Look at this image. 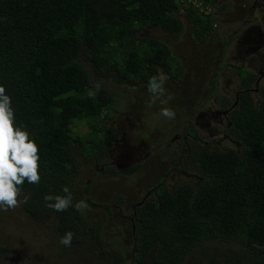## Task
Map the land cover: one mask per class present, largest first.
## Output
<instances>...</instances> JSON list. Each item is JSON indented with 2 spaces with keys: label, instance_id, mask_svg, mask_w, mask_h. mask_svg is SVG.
<instances>
[{
  "label": "trees",
  "instance_id": "obj_1",
  "mask_svg": "<svg viewBox=\"0 0 264 264\" xmlns=\"http://www.w3.org/2000/svg\"><path fill=\"white\" fill-rule=\"evenodd\" d=\"M215 1L0 0V85L16 126L39 147L41 180L25 181L22 206L36 222L52 219L59 241L72 232L66 248L83 247L94 264H264V93L258 106L242 96L232 112L233 148L187 139L163 187L154 189L156 178L147 186L156 190L155 201L138 209L128 246L127 235L107 238L74 207L57 212L44 200L66 195L67 186L73 205L86 200L92 210H109L75 182L83 166L106 161L116 137L108 129L118 115L109 87L140 88L160 70L171 74L168 47L139 35L156 29L178 35L184 15L195 39L210 38ZM97 82L100 91L90 98ZM80 124L88 134L75 132ZM3 252L0 246V262Z\"/></svg>",
  "mask_w": 264,
  "mask_h": 264
},
{
  "label": "flooded vegetation",
  "instance_id": "obj_2",
  "mask_svg": "<svg viewBox=\"0 0 264 264\" xmlns=\"http://www.w3.org/2000/svg\"><path fill=\"white\" fill-rule=\"evenodd\" d=\"M216 4L217 1L212 7L213 16ZM243 7L246 15L244 20L239 17L228 19L227 24L235 20L233 25L237 26L226 37L227 42L223 46L227 47L223 56H211L191 74L185 65L176 60L179 71L174 79L171 74L162 70L169 77L164 85V98L168 95L172 97L165 107L175 112V118L167 119L163 129H155L150 120L151 115L159 114L163 106L159 101L150 104L151 94L147 85L135 88L143 91V97L141 93H136L145 102L139 105V100L137 101L135 118L133 123L130 122L129 130L126 129L123 133L119 129H112L117 133L118 139L115 137L112 140L106 161L93 165L99 167L101 174L109 177L131 176L144 168L148 169L154 163L157 165L158 162L160 171L156 174V186H153L157 189L163 187V180H168L170 165L179 163L177 157L188 150V140L194 139L193 135L199 136L208 146L234 147L235 142L227 136V131L233 126L232 112L239 108L242 96L249 95L251 102L258 106L264 93V31L259 27V21L264 20V0H256L248 7L243 4ZM244 46L246 48L238 50ZM202 55L206 54L202 52ZM203 80L206 83L201 86ZM201 129L206 131V135L200 132ZM123 136L126 138L119 145ZM165 158V161H160ZM145 189L133 201L122 199L121 205L127 211V216L124 215L127 226L124 231H116L115 236L124 238L127 235L130 243L134 242V228H130L138 216V209L145 202L155 201L156 190ZM114 208L119 207L114 205Z\"/></svg>",
  "mask_w": 264,
  "mask_h": 264
},
{
  "label": "rangeland",
  "instance_id": "obj_3",
  "mask_svg": "<svg viewBox=\"0 0 264 264\" xmlns=\"http://www.w3.org/2000/svg\"><path fill=\"white\" fill-rule=\"evenodd\" d=\"M216 1L215 14L213 16L214 24L212 23L214 34L210 38L202 41L195 39L193 24L184 15H181L183 30L178 35L166 34L156 29L144 31L139 36L163 42L168 47L169 52H171V56L186 66L188 73L194 72L202 67L211 56L215 57L218 54H220V57L223 56L227 47L223 46L227 42L226 37L231 33V29L237 26L233 25L235 20L231 24H227L228 19L239 17L240 20H244L246 15L244 7L242 8L243 4H246L248 7L256 0ZM209 11L210 9L204 12L209 13ZM259 27L264 31V20L259 21ZM244 48L246 47H239L238 50ZM202 52L206 55H202ZM173 58L169 59L171 74L173 73L172 79L177 76L178 69V65ZM230 59L234 60L233 58ZM107 83H109V80H107ZM204 83L206 82L203 80L201 86ZM109 88L116 99L118 115L115 122L108 125V129L116 128L125 133L126 129L129 130L130 122L133 123L134 121V109L137 107V101L139 100V105L145 102L142 101V98L140 99V95L136 92L141 93L142 97L144 93L141 89L136 90L133 87H126L124 85H114ZM166 105L161 104L163 107ZM151 116L150 120L152 125H155V129H163L167 123V119L159 114ZM86 128L84 124H80L74 130L80 135H86L89 132ZM113 132L116 139H118L117 133L114 130ZM200 132L206 135V131L203 129ZM125 138L126 136L121 137L118 144L121 145ZM114 150L117 151L116 149ZM168 156L169 154L166 156L167 160ZM166 158L160 161L163 162ZM99 170L97 166H83L75 182L79 188L89 185L88 193L90 199L98 205L109 207V210L104 208L92 211L85 210L83 214L90 226L94 227L100 224L101 233L105 234L107 238L113 239L116 237V231H124L125 226H127L125 221L127 211L121 205L122 199L124 198L127 202L133 201L134 197L140 195V191L144 190L156 178L160 167H157L155 170V167L151 166L131 176L116 175L113 177L101 174ZM19 199L21 201L20 206L15 210L0 211V246L4 250L0 264H94L91 257L83 250V247L76 251H71L66 247L63 248L53 231V220L51 219L45 223L34 221L22 206L24 200L21 197ZM114 205L119 208H114ZM117 209H121L122 211H118ZM124 243L127 246L131 244L129 241ZM185 264L190 263L186 262Z\"/></svg>",
  "mask_w": 264,
  "mask_h": 264
},
{
  "label": "clouds",
  "instance_id": "obj_4",
  "mask_svg": "<svg viewBox=\"0 0 264 264\" xmlns=\"http://www.w3.org/2000/svg\"><path fill=\"white\" fill-rule=\"evenodd\" d=\"M169 77L162 70L156 76L149 78L147 90L150 95V104L159 101L162 105L172 99L166 95L165 83ZM101 82L93 85L88 95L94 98L100 91ZM159 115L166 119H174L175 112L170 108L162 107ZM39 147L23 126H16L15 113L11 97L6 94L4 86L0 85V211L15 210L20 206L21 187L27 181L29 184H39ZM64 196L46 195V207L57 212L67 211L74 207L77 212L90 211L86 200H80L73 205V197L67 186L62 188ZM72 232H66L60 237V244L70 247L73 239Z\"/></svg>",
  "mask_w": 264,
  "mask_h": 264
}]
</instances>
